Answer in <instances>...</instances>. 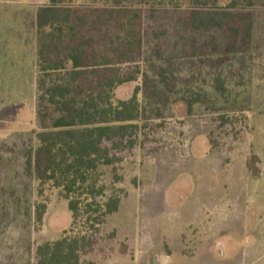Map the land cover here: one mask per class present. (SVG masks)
<instances>
[{"label": "rangeland", "instance_id": "obj_1", "mask_svg": "<svg viewBox=\"0 0 264 264\" xmlns=\"http://www.w3.org/2000/svg\"><path fill=\"white\" fill-rule=\"evenodd\" d=\"M90 2L73 8L80 16L104 12V4ZM250 2L236 11L249 13L253 27L247 43L236 40L235 53L227 52L223 32L188 26L189 0L126 4L142 12L136 30L143 42L119 68L142 76L118 88L114 100H129L139 87L145 120L122 162L100 168L105 184L124 197L84 264H151L159 255H169V264H264V0ZM48 4L0 1V264H33L37 246L71 230L58 191L25 172L41 131L36 14ZM116 33L107 23L92 29L91 21L83 31L96 39ZM183 38H195L200 51ZM161 66L192 81L199 101L190 112L173 97L160 109L148 99Z\"/></svg>", "mask_w": 264, "mask_h": 264}, {"label": "trees", "instance_id": "obj_2", "mask_svg": "<svg viewBox=\"0 0 264 264\" xmlns=\"http://www.w3.org/2000/svg\"><path fill=\"white\" fill-rule=\"evenodd\" d=\"M81 1L49 0L36 14L41 131L36 135L37 145L26 154L25 172L40 187L58 191L59 199L67 203L72 224L60 239L37 246L33 264H84L83 255L93 250L94 237L118 212L124 197L114 190V184H105L100 168H116L122 162L123 155L138 144L140 122L145 120L137 100L139 87L129 100H114L118 88L135 83L141 75L119 67L133 61L141 48L143 38L136 26L142 12L126 5L133 0H89L104 4V12L80 16L73 4ZM247 6H252L250 0H189L185 20L195 31L223 32L229 40L227 52L235 53L236 40L244 38L242 42L247 43L251 37V15L236 12ZM90 21L92 29L97 22L107 23L117 33L86 38L83 31ZM185 41L194 53L200 51L195 38ZM100 42L102 50L96 48ZM214 42L215 38L206 47ZM171 68L156 69L158 82L148 99L160 109L173 97L185 102L190 112L199 97L193 96L192 81L186 84ZM216 82L222 89L220 78ZM143 89L148 96L147 88Z\"/></svg>", "mask_w": 264, "mask_h": 264}, {"label": "water", "instance_id": "obj_3", "mask_svg": "<svg viewBox=\"0 0 264 264\" xmlns=\"http://www.w3.org/2000/svg\"><path fill=\"white\" fill-rule=\"evenodd\" d=\"M168 256L167 255H161L157 258H155L152 262V264H168Z\"/></svg>", "mask_w": 264, "mask_h": 264}, {"label": "crops", "instance_id": "obj_4", "mask_svg": "<svg viewBox=\"0 0 264 264\" xmlns=\"http://www.w3.org/2000/svg\"><path fill=\"white\" fill-rule=\"evenodd\" d=\"M220 247H221V246H220ZM159 256H160V255H159ZM167 256L169 257V255H167ZM156 258H157V257H156ZM154 259H155V258H154ZM154 259H153V260H154ZM153 260H152V262H153ZM151 264H152V263H151ZM168 264H169V258H168Z\"/></svg>", "mask_w": 264, "mask_h": 264}]
</instances>
